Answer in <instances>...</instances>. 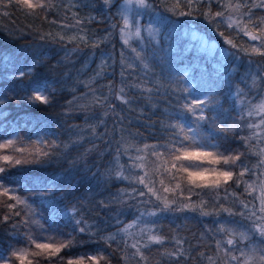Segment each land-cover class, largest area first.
Masks as SVG:
<instances>
[{
    "label": "trees",
    "instance_id": "16d2710c",
    "mask_svg": "<svg viewBox=\"0 0 264 264\" xmlns=\"http://www.w3.org/2000/svg\"><path fill=\"white\" fill-rule=\"evenodd\" d=\"M3 2L7 4V0ZM121 2L113 0L112 6H108L104 0H51L49 9H38L33 15L26 14L14 3L0 6V142L11 137L24 144L53 145L54 142L47 149L49 155L39 163L18 165L4 176V182L28 200L35 218L46 231L42 233L34 224H19L21 211V216L0 222V254L6 255L18 245L25 246L24 234L30 229L37 236H63L64 239L71 233L77 243L59 254L65 260L96 254L100 249L111 264H141L139 257L132 255L135 250L125 248L122 235L111 246L101 239L140 217L141 223L132 232L148 224L167 237L163 245L144 250L148 264H209L208 256L222 264L226 257L223 252L217 256L216 240H223L225 234L215 229L225 223L245 230L250 222L239 215L229 217L227 213L202 216L199 211H159L162 205L154 198L131 191L132 188L144 190L142 185L116 178L117 149H120L119 161L125 166V175L139 172L131 168L124 147L164 145L173 131L165 125L191 122L192 117L182 110L181 104L188 96L183 91L185 81L193 79L195 94L209 91L215 99L206 112L210 120L202 131L215 137L222 151L238 149L245 153L241 161L249 167L256 164L258 157L248 154L238 137L248 136L246 125L250 121L258 122L260 117L240 120L239 114L247 101L255 103L264 95V56H246L228 45L225 37L233 38L238 45H244L248 38L219 23L220 18L215 22L205 19L207 2L198 4V10L191 16L167 10L173 0H149L150 8H134L140 15L141 37L131 38V47L126 46L120 35ZM181 10H186V5ZM220 10L218 3H211L212 12ZM253 14L264 16V8H254ZM77 20L82 22L77 24ZM192 24L209 32L218 45L227 49L223 60L216 52L209 54L193 45L194 39L186 32ZM145 25L153 31L147 33ZM72 36H85L87 40L69 42ZM132 48L140 52L142 60L136 58ZM21 70L25 72L23 77L19 75ZM253 77H256L255 85ZM122 87L124 92L120 93ZM41 88L51 103L29 101ZM238 90L245 105L239 103ZM118 93L128 102L117 99ZM97 98L101 104L95 103ZM232 125H236L235 132L218 131ZM258 147H264V141ZM128 153L136 155L134 148H129ZM244 179L251 182L256 177L246 173ZM227 187L250 204H258V192L248 195L244 185L237 188L234 181ZM195 191L200 195L193 193V202L207 200L209 208L217 203L207 189ZM184 195H188L187 191ZM223 196L221 189L219 203L240 211L241 206L233 198L224 200ZM0 200L13 203L6 197ZM147 200L153 202L144 203ZM73 206L79 210L76 218L87 221L95 236L89 238L85 233L73 231L74 220L65 215ZM16 210L20 209L13 211ZM150 211L156 215H141ZM6 214L9 209L0 203V220ZM173 237L183 244L176 245ZM177 247L185 253L178 259L161 254L165 249L171 252ZM125 252L127 261L123 258ZM200 252L204 253L203 257ZM57 262L62 263L59 257L51 259V264ZM40 264H49V261L40 258Z\"/></svg>",
    "mask_w": 264,
    "mask_h": 264
},
{
    "label": "snow or ice",
    "instance_id": "6c2138e0",
    "mask_svg": "<svg viewBox=\"0 0 264 264\" xmlns=\"http://www.w3.org/2000/svg\"><path fill=\"white\" fill-rule=\"evenodd\" d=\"M203 2L209 4L208 10L203 13L205 19L215 22L217 18H220L219 23L234 30L237 35L242 34L249 41L257 42L244 46L236 44L233 38L225 37V42L228 45L242 51L246 56H264V16L255 17L253 14L254 8H264V0H173L167 10L174 13L178 12L179 15L191 16L194 10H198L196 6ZM212 2L218 3L222 10L212 12ZM13 3L28 15L35 14L38 9L43 10L51 7V0H7V4L0 0L2 7H7ZM104 3L112 6L113 0H104ZM185 5L186 10H181ZM133 6L147 9L151 7V4L149 0H123L118 11L122 19L120 35L123 44L129 47H131L130 40L132 37H141V25L138 21L131 19L129 15L134 12ZM245 9L247 10L245 11ZM135 15H139V13L136 12ZM76 22L79 24L82 21L77 20ZM146 31L151 33L153 29L149 26ZM220 35L223 36L224 33L221 32ZM61 39L64 37L61 36ZM68 39L69 42L76 39L86 42L87 37L72 36ZM97 46L98 44H93V47ZM131 50L136 54L138 60H142L141 54L136 48ZM128 67H132V65H128ZM144 67L147 68L148 65L145 63ZM31 71L32 69L29 68L28 72ZM19 75L23 77L25 72L21 70ZM255 80L256 77H253L254 85ZM183 91L188 93V96L184 98L185 102L181 104V108L192 117L190 124L185 125L176 122L165 125L166 128L173 131L171 138L164 145L144 144L143 146H136L129 144L125 146L124 152L129 154L131 168L139 170L135 174L125 175V166L119 161L120 149H117L115 176L118 179L129 180L131 183L142 185L144 190L138 191L136 188H132L131 191L141 197L148 195L154 198L158 205H162L159 208L161 212L199 211L202 216L220 215L221 213H227L229 217L239 215L250 222L249 227L245 230L228 227L225 223L218 225L215 229L216 232L225 234L223 240H216L217 256L223 252L226 259L222 261V264H233V262L235 264H264V147H258L260 142L264 141V95L255 103L252 100L247 101V106L239 114L240 120H244L246 117H260L258 122L250 121L246 125L249 129L248 136L238 137L248 154L258 157L256 164L249 167L247 163L241 161V157L245 155L244 152L238 149L222 151V146L219 143L214 144L212 142L215 137L209 138L203 134L202 127L210 120L206 112L213 103L212 98L192 97L187 88ZM119 92L123 93L124 88H120ZM236 96L240 105H245V100L240 98V90L237 91ZM28 99L32 103L40 102L45 105L51 103L50 97L45 94L43 88L36 90ZM117 99L123 103L128 102L119 93ZM95 103L101 104L102 101L97 98ZM211 119H215V117ZM235 130L236 125L218 129L221 133L235 132ZM92 131L95 133V128ZM253 140L257 142L256 145L251 143ZM52 146H54V142L53 145H49L47 142L24 144L19 139H7L0 142V197H6L13 201V203H6V201L0 200V203H4L9 209V214L4 215L0 222H7L14 216H21V211H23L19 224L25 226L34 224L40 228L42 233L46 231L39 220L35 218L36 214L28 200L18 195L15 187L7 185L4 182V176L9 169L18 165L39 163L42 157L49 155L47 149ZM129 148H134L136 155L128 153ZM246 173H251L256 177V180L251 182L245 180ZM257 180L259 184H257ZM231 181H234L237 188L243 184L244 192L248 195L258 192L259 194L256 196L258 204H250L241 199L235 191H231L227 187ZM196 189H200L201 192L207 189L217 203L209 208V201L207 200L200 199L193 202L191 200L192 194L200 195V192L195 191ZM221 189L224 192L223 199L233 198V201L241 206L240 211L219 203ZM185 191L188 193L187 196L184 195ZM151 202L153 201H144V203ZM15 209L20 210L13 211ZM78 214L79 210L75 206L65 212L69 219L74 220L76 227L73 231L85 233L89 238L95 236L96 233L92 231V226L87 221L76 218ZM144 214L154 216L156 212L150 211L141 215ZM140 223V217H137L119 228L116 233H110L101 239L105 244L111 246V243L122 235V243L125 248L134 249L132 255L139 257L141 264H148V256L144 250L150 249L152 245H163L167 237L154 231V225L149 226L148 224L139 227L138 232H132L131 229ZM16 227L17 224L14 223L13 228ZM24 239L27 241L24 247H13L6 255L0 254V264H40V258L47 259L51 264L53 257H59L63 264H102V262L103 264H111L108 257L100 249H97L96 254L69 257L66 260L59 256L65 248L76 245L77 240L71 233L68 234L67 239H64L63 236H37L29 229L24 234ZM175 243L179 246L183 244V241L175 239ZM121 251L124 252V249ZM161 254L177 259L185 255L184 250L180 247L171 252L165 249ZM199 255L203 257L204 253L200 252ZM123 258L127 261L126 252ZM207 260L209 264H217V259L212 256H208Z\"/></svg>",
    "mask_w": 264,
    "mask_h": 264
},
{
    "label": "rangeland",
    "instance_id": "374dc122",
    "mask_svg": "<svg viewBox=\"0 0 264 264\" xmlns=\"http://www.w3.org/2000/svg\"><path fill=\"white\" fill-rule=\"evenodd\" d=\"M122 4H123V0L120 4V8H121ZM133 8H135L136 10L137 9L142 10V8H136L135 6H133ZM136 12H139V11L134 10V12L130 13L129 15H130L131 19H134L135 21L139 22L140 15L139 16L135 15ZM148 27L149 26L145 25V27H144L145 31H146V29H148ZM133 31H134V29H133ZM146 32L149 33L148 31H146ZM186 32L194 39L193 45L196 46L198 49H203L204 51L208 52L209 54L216 52L217 54H219V55H217L218 57L222 56V60L224 57H226V54L228 53L227 49L221 45H218L217 42L212 39L209 32H207L201 28H195V27H193V24H192V28L187 29ZM252 43H257V42L247 40L244 42V46H248ZM193 45L191 44V46H193ZM185 72H186V74L188 73L187 71H185ZM185 87L187 89H189V92L192 94L191 95L192 97H199V98L210 97V95L208 94L209 91H205L202 94H195L196 87H195V82L193 79L185 81ZM212 101H213L212 104H214L215 99H212ZM212 104L209 107H211ZM186 124H190V122H186ZM203 134L205 136H208L209 138H212L209 134H207L205 132H203ZM9 139H14V138L11 137ZM212 142L215 144L216 140L213 139ZM18 247H24V246L18 245ZM56 264H63V262L62 263L57 262Z\"/></svg>",
    "mask_w": 264,
    "mask_h": 264
}]
</instances>
